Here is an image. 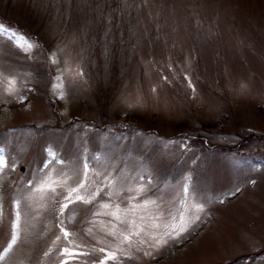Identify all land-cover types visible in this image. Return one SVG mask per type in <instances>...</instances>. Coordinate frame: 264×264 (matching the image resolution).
I'll list each match as a JSON object with an SVG mask.
<instances>
[{
    "label": "rangeland",
    "instance_id": "rangeland-1",
    "mask_svg": "<svg viewBox=\"0 0 264 264\" xmlns=\"http://www.w3.org/2000/svg\"><path fill=\"white\" fill-rule=\"evenodd\" d=\"M0 25L37 45L28 54L0 37V146L16 163L0 178V252L21 201L3 264H101L108 253L106 264H264V0H0ZM47 146L76 165L104 158L90 162L87 188L102 189L92 204L58 214L82 180L71 172L44 207L25 199ZM121 172L143 179L109 186ZM197 201L200 218L153 248L151 234L193 217ZM117 205L121 220L106 214ZM132 219L145 231L129 244Z\"/></svg>",
    "mask_w": 264,
    "mask_h": 264
},
{
    "label": "snow or ice",
    "instance_id": "snow-or-ice-1",
    "mask_svg": "<svg viewBox=\"0 0 264 264\" xmlns=\"http://www.w3.org/2000/svg\"><path fill=\"white\" fill-rule=\"evenodd\" d=\"M6 36L9 40L13 41L14 45L20 49L22 52L30 54L31 49L36 47L37 45L27 40V38L23 37L21 34L16 33L10 29L5 28L3 25H0V37ZM51 63L57 64L58 61L55 59V53L50 57ZM79 75V73H77ZM57 83L53 85V92L58 96L59 99L65 98V89L62 82V76L56 77ZM16 81L13 79L9 81L10 85H15ZM6 91L11 94L13 91L12 87L6 89ZM26 97L20 96L19 101L25 100ZM6 146H0V178L6 175L5 170H15L16 163L13 161L11 165L8 164L7 153L5 151ZM46 154V159L43 162L42 167L37 170V172L33 175L32 179L27 181L25 187H27L30 196L25 197V199H34L39 202L40 207L45 206V202L52 200L54 201L57 195V188H64L66 186L67 173L71 172L73 175L82 176V180L75 187H68L66 189L67 194L63 195L62 200L58 202V214L63 216L64 211L69 208L70 204H74L76 202H80L83 204H92L94 198L98 193L102 190L101 188H97L95 191H89L87 185L92 182V175L94 172L90 173V162L96 161L101 162L104 158L100 155H93L90 159L87 156H82L80 165H76L73 161L64 159L61 157V154L58 150H56L53 146H47L44 149ZM50 165L52 166L50 168ZM56 166H60V171L57 173L58 177L62 178H54L52 172L54 171ZM67 169V171H65ZM119 179L121 181L124 180H135V179H143V176L139 177L128 176L124 172H121L118 177L108 180V185L111 186L113 182ZM189 180L190 177H186L184 180V185L182 186L183 192L189 191ZM81 190H84V194H81ZM132 191L133 189L130 187L128 189ZM145 189L143 185L136 187L135 191L137 193L143 192ZM2 200V198H0ZM149 203L155 204L154 201H146L143 207H148ZM102 209H109V204H102L100 206ZM15 209V218L11 222V238L7 244V246L0 252V264H3L7 255L12 251L15 245H17L20 239V220H21V201L19 199L14 202ZM204 211V205L200 202H195L193 204V217L189 218L185 221L184 216L182 215L179 223L167 224L164 225V231L162 233L155 232L151 234V239L154 243L151 245L153 248L158 249L163 245L168 243L169 238L175 239L178 238L182 233L188 230V227L191 225L194 220H198L199 213ZM106 214L115 217L117 220H121V211L119 209V205L116 206L114 211L107 212ZM99 215V213L94 212L93 216ZM126 215V214H125ZM3 217V205L0 203V220ZM143 220V218H141ZM155 221V218H153ZM130 225V231L128 235H123L122 240L132 243V237H139L142 232L145 231L143 223L137 224L134 219L127 221ZM161 226L152 223L151 228L159 229ZM61 231L65 239H67L70 233L63 227V221H61ZM90 231V229H89ZM115 234V233H113ZM57 239H60L58 236ZM71 242V241H70ZM99 251L103 252L104 249H99ZM62 255L68 254L73 255L69 249L65 248ZM83 255L84 253H80ZM149 255L150 253H145ZM108 259L116 260L115 253H108L105 257V260L101 261V264H106ZM62 264H67L66 261H63Z\"/></svg>",
    "mask_w": 264,
    "mask_h": 264
},
{
    "label": "water",
    "instance_id": "water-1",
    "mask_svg": "<svg viewBox=\"0 0 264 264\" xmlns=\"http://www.w3.org/2000/svg\"><path fill=\"white\" fill-rule=\"evenodd\" d=\"M24 169V167L23 166H21V170H23Z\"/></svg>",
    "mask_w": 264,
    "mask_h": 264
}]
</instances>
